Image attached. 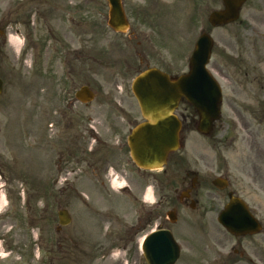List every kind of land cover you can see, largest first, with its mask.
Listing matches in <instances>:
<instances>
[{
	"label": "rangeland",
	"instance_id": "374dc122",
	"mask_svg": "<svg viewBox=\"0 0 264 264\" xmlns=\"http://www.w3.org/2000/svg\"><path fill=\"white\" fill-rule=\"evenodd\" d=\"M157 1L162 6L157 11L163 38L160 51L164 59L167 52L170 53L169 60L174 63L173 74L187 71L188 59L200 32L203 30L211 36L214 47L208 69L222 90L221 117L211 133L204 137L197 133L191 121L194 117L192 110L181 104L176 112L182 122L180 148L171 154L162 170L139 171L127 157L132 172L127 194L111 190L110 196L106 197L107 202L97 207L98 210L109 208L111 219L103 220L105 226L109 221L119 223L127 217V233H122L124 227L114 229L116 234L127 240L124 252L118 249L122 242L120 238L115 235L108 237L105 229L96 231L97 225L102 226L100 218H93L89 211L96 208L97 195L85 190H78L79 196L68 192L66 210L71 222L63 230L68 236L66 246L73 254H69L64 263L80 264L75 261V249L89 252L91 246L98 245L100 250L93 264H143L137 250L142 236L134 231L138 217L158 215L166 218L167 212L175 210L179 221L177 227L181 230L189 222L188 216L198 217L207 212L202 226L204 231H208L213 229L209 220L216 224V215L226 204L229 191L244 200L261 223L262 231L256 242L264 260V153L259 147L264 149V29L259 33L249 30L245 17L246 13L256 15L263 11V5L255 0L246 4L241 11L242 25L212 28L207 24V17L210 11L221 9L220 0H210V11L204 9L207 0ZM144 2L123 0L125 13L127 4L140 6ZM106 21L104 0H0V79L3 82L0 95V165H3L1 169L5 175L19 177V184L0 180V201L2 198L5 201L0 206V217L5 222L2 236L7 246L3 247L2 264H46L49 256L45 252L47 248L55 247L58 240L52 235L50 241L51 235L46 228L45 191L20 185L34 168L39 171L44 168L42 141L49 134L46 128L49 104L60 101L58 90L47 88L46 47L55 45L54 37L62 41L64 32L77 30L89 54L97 48L105 52L112 45L115 60H120L124 36L108 30ZM7 36L13 40L17 38L19 46H11ZM226 56H232L233 61L226 63ZM237 60L239 63H235ZM99 75L107 79L103 70ZM97 102L95 100L94 105ZM258 119L263 120L261 125L255 122ZM242 125L249 126V134L241 133ZM249 140L253 141L252 152L248 148ZM32 141L36 143L33 153L30 149ZM185 158L186 169L173 170L172 160ZM185 171L192 173L189 180L197 175L208 179L192 191L191 198L199 203L194 211L180 206L173 193V190L177 194L183 191L180 178ZM165 174L168 177H164ZM215 178L228 180L225 191H217L211 185ZM147 188L152 189V204L142 201ZM87 204L92 206L87 207ZM74 230L75 235L72 233ZM76 230L83 235L82 245L75 237ZM135 234L133 241L131 238ZM218 238L222 239L220 235ZM129 247L131 250L128 251ZM135 248L137 259L133 254ZM9 250L12 253L6 257ZM52 256L53 263L58 264L59 254L54 252Z\"/></svg>",
	"mask_w": 264,
	"mask_h": 264
},
{
	"label": "flooded vegetation",
	"instance_id": "af4514ba",
	"mask_svg": "<svg viewBox=\"0 0 264 264\" xmlns=\"http://www.w3.org/2000/svg\"><path fill=\"white\" fill-rule=\"evenodd\" d=\"M255 2L263 5V11L256 15L246 13V26H250L249 30L259 33L260 29H264V0H255ZM204 6L205 11H210V0H207ZM161 8L157 0H145L140 6L127 4L129 29L122 39L123 56L120 60H115L111 50L112 45H109L105 52L97 48L93 54H89L87 49H84L82 37L77 30L64 32L62 41L54 37L55 45L46 47V73L49 74L47 88L58 90L60 101L49 104L51 108L46 118L49 134L42 141L44 168L40 171L34 168L29 172L28 179L20 184L32 190L45 191L46 228L52 229V235L58 237L55 247H49L45 252V255L49 256L46 264H55L52 256L54 250L59 254L58 264H65L68 255L73 254L69 253L66 246L68 236L59 226L58 221L59 212L66 210L69 204L68 192H75L78 196V190L95 193L97 201L96 208L91 210L92 217L104 220L111 219L109 210L106 208L98 210L97 207L107 202L106 197L110 196L111 190L118 183L122 182L125 188L123 191L126 193L127 187L131 186L129 180L132 179V172L127 164V157H129L127 140L131 130L142 122L141 114L131 93L132 81L150 68L160 70L169 77L179 74L171 72L174 63L169 60L170 53L167 52L169 57L164 59L160 51L163 48V38L160 15L157 11ZM238 24L242 25L240 22ZM97 32L100 33L99 30ZM231 57L226 56L225 62L233 61ZM239 60L235 63H239ZM100 70L104 71L107 79L101 78ZM95 100L96 102L99 100L96 105H94ZM182 105L186 104L182 103ZM191 121L195 123V118L193 117ZM255 122L261 125L263 120L258 119ZM248 127L242 125L241 133L249 134ZM259 147L264 153V149L260 145ZM248 148L251 152L254 150L253 141L249 140ZM30 149L31 153L35 152L34 141L31 142ZM182 161L173 159V170L186 169L184 165H187V159ZM0 175L7 184L14 182L19 184L18 176L5 175L1 168ZM191 175L190 171L183 172V177L180 178L184 186L183 191L177 194L176 190H173V193L180 206L188 207L190 210L192 206L194 211L199 207V203L191 198L192 191L199 183H206L207 179L205 176L197 175L189 180ZM164 177L168 176L165 174ZM82 202L85 201L82 200ZM89 206L92 205L87 204V207ZM205 213L198 217L188 216L189 222H186L181 230L177 227L179 221L176 211L174 222L158 215L138 217L134 231L141 233L144 247L150 234L160 233L156 236L158 238L154 237L149 243L154 248L162 242L159 235L164 234L169 237L170 234L179 249V257L175 264H264L256 242L257 236L234 237L219 225L214 224L212 219L209 221L213 229L204 231L203 219L208 216V213ZM124 219L126 225L123 224V226L122 222L112 224L109 221L107 230H111L113 235L120 238L122 240L120 247L127 250V240L122 235L116 234L114 230V226L119 224L118 226L124 227L122 233H127V217ZM4 227L5 222L0 218V257L3 252ZM96 231L100 232V226L96 228ZM72 233L75 235V230ZM219 235L222 239L218 238ZM75 237L82 245V233L76 230ZM135 237L136 234L131 240L134 241ZM90 248L89 252L76 248L75 261L78 260L82 264L80 260H84V264H93L97 260L99 246L93 245ZM129 250H131L130 247ZM137 250L135 248L133 252L136 259ZM0 264H2L1 260ZM143 264H146L145 260Z\"/></svg>",
	"mask_w": 264,
	"mask_h": 264
},
{
	"label": "water",
	"instance_id": "95a60500",
	"mask_svg": "<svg viewBox=\"0 0 264 264\" xmlns=\"http://www.w3.org/2000/svg\"><path fill=\"white\" fill-rule=\"evenodd\" d=\"M108 6L107 25L115 33H125L128 29L122 0H105ZM245 0H222L224 9L213 12L209 23L220 26L238 18L241 5ZM213 43L202 36L189 60L187 74L176 79L155 69L138 76L132 85V93L139 105L144 122L131 132L128 138L130 157L133 163L143 170L161 169L167 156L179 148L181 123L173 114L181 99H184L198 116L197 132L208 135L213 123L220 117L221 89L206 69ZM2 82L0 80V94ZM218 189L225 188L222 181H214ZM230 203L219 216V223L235 235L254 234L259 231L258 223L253 219L245 205L229 195ZM61 218V216H60ZM64 224V223H62ZM156 236V235H154ZM169 245L170 240L166 238ZM154 254V249L150 250ZM159 255L150 263L163 262L168 253H173L164 264H173L176 258L173 248L159 250Z\"/></svg>",
	"mask_w": 264,
	"mask_h": 264
},
{
	"label": "bare ground",
	"instance_id": "6f19581e",
	"mask_svg": "<svg viewBox=\"0 0 264 264\" xmlns=\"http://www.w3.org/2000/svg\"><path fill=\"white\" fill-rule=\"evenodd\" d=\"M10 43H11V45H13L14 47H18L19 46V43H18V41H14L13 39H10ZM145 197H146V200L147 201H149V202H152V191H151V189L149 188L148 190H147V192L145 193ZM3 205V202L2 201H0V206H2Z\"/></svg>",
	"mask_w": 264,
	"mask_h": 264
}]
</instances>
